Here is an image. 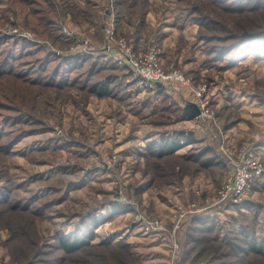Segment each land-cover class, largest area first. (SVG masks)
<instances>
[{"label":"rangeland","instance_id":"1","mask_svg":"<svg viewBox=\"0 0 264 264\" xmlns=\"http://www.w3.org/2000/svg\"><path fill=\"white\" fill-rule=\"evenodd\" d=\"M256 36L235 61L221 53ZM262 37L264 0H0V264H264L242 232L264 250V177L171 234L176 204L223 191L222 141L264 152ZM123 40L134 57L155 50L189 84L140 87L112 57ZM79 56L114 77L111 96L79 88V66L66 74ZM188 103L203 115L188 117ZM175 131L179 152L139 156ZM90 213L102 220L97 245L64 251L60 237ZM151 220L164 229H146Z\"/></svg>","mask_w":264,"mask_h":264},{"label":"built area","instance_id":"2","mask_svg":"<svg viewBox=\"0 0 264 264\" xmlns=\"http://www.w3.org/2000/svg\"><path fill=\"white\" fill-rule=\"evenodd\" d=\"M65 31V30H64ZM66 34L69 32L65 31ZM107 37L110 41H115L114 27L111 25L107 28ZM29 34V33H28ZM30 37V34L27 35ZM82 40H80V44ZM83 48L86 47L87 41L83 44ZM119 55H113L112 57L116 62L127 66L138 79L140 87L144 89H154L156 84L167 91L179 89L181 85L189 84L181 74L174 73V70L170 69L165 71L160 65L158 60V54L155 50H149L142 57H134L131 54V49L128 47L126 41H117ZM110 51V47L106 46ZM81 50V49H80ZM84 50V49H83ZM107 50V51H108ZM160 55V54H159ZM175 91V90H174ZM199 98L200 93H199ZM203 106H200V116L203 115ZM221 154L225 161H229L228 165L231 168L230 173L227 175L225 185L222 188L223 191L217 195L216 200L209 203L208 198L195 199L188 204H176L175 210L177 214V222L173 226L172 236L180 221L188 217L199 216L211 210L213 207L222 206L224 203H237L248 192L253 189L259 180L264 177V164L261 163V158L258 155L257 149L252 144L243 145L241 148L234 149L227 147L222 141L220 145ZM225 147H227L225 149ZM184 218V219H183ZM163 223L160 220H151L145 222V228H157L164 229ZM175 241V238H174Z\"/></svg>","mask_w":264,"mask_h":264},{"label":"trees","instance_id":"3","mask_svg":"<svg viewBox=\"0 0 264 264\" xmlns=\"http://www.w3.org/2000/svg\"><path fill=\"white\" fill-rule=\"evenodd\" d=\"M39 10L40 9H36L35 12H38ZM234 10H237V8ZM42 17L45 18L46 21V17ZM49 22L50 20L46 21V23ZM258 37L259 36H256V38L248 37L249 39L243 37L239 38L240 42L238 43V45H236V47H224L221 53H224V55L231 53V60L235 61L237 58H239L245 53L246 47L248 48L249 45V40L254 39L255 41L258 40ZM66 64L67 65L65 68V72L68 75V72H73L79 66V75L81 74L83 76L80 80L81 84L79 85V88L85 89L86 92L91 93V95H96L99 97H106L112 95V89L109 86L114 77H111V74L109 73L103 79L99 78L98 74L101 69L100 64L98 62H92L91 58L89 61V59H87V56H79L75 57L74 59H72L71 62ZM155 86L156 87L154 89H156V91L160 90L161 87L158 84H156ZM181 133L182 132L175 131V134L169 135L165 139L162 137L160 142H153L145 145V148L139 152V156H144L146 158L155 156L161 158L164 156L176 154L177 150L180 149L183 145L180 142V140L183 138L180 136ZM190 138H186V140H190ZM122 208L123 206L118 203L113 202L111 204L112 213L122 212ZM209 214L211 213H203L202 216L200 215V218L203 217L206 219H212L208 216ZM85 217L86 218L81 221L79 230L75 233L74 236L60 237V246L63 248L64 251L71 253L81 249L85 245L94 246L96 244L95 230L102 220L99 219L98 215H95L94 213L87 214ZM194 221H197V219H195ZM242 232L244 240L246 241H244L246 248L245 250L261 253L262 255H264V250H262L261 245L257 247L256 244H254V242L252 241V238L247 235V232ZM98 244L106 245L112 244V242H110V240L106 241L105 239H102Z\"/></svg>","mask_w":264,"mask_h":264},{"label":"water","instance_id":"4","mask_svg":"<svg viewBox=\"0 0 264 264\" xmlns=\"http://www.w3.org/2000/svg\"><path fill=\"white\" fill-rule=\"evenodd\" d=\"M183 110L190 118H195L200 115V108L195 103H188Z\"/></svg>","mask_w":264,"mask_h":264},{"label":"crops","instance_id":"5","mask_svg":"<svg viewBox=\"0 0 264 264\" xmlns=\"http://www.w3.org/2000/svg\"><path fill=\"white\" fill-rule=\"evenodd\" d=\"M96 4V3H95ZM161 89V88H160ZM151 90H156V89H151ZM152 92V91H151ZM256 149H257V152H258V155L260 156V158L262 159V160H264V158H262V157H264V154H262V153H264V152H262L261 150H262V148L261 149H258L257 147H256ZM179 150L180 149H178L177 150V152H179Z\"/></svg>","mask_w":264,"mask_h":264}]
</instances>
